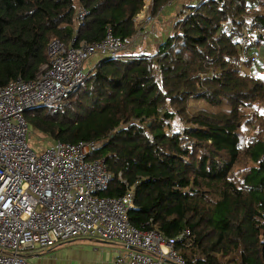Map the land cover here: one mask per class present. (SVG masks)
<instances>
[{
    "label": "trees",
    "instance_id": "obj_1",
    "mask_svg": "<svg viewBox=\"0 0 264 264\" xmlns=\"http://www.w3.org/2000/svg\"><path fill=\"white\" fill-rule=\"evenodd\" d=\"M146 1L155 18L174 0H0V87L35 78L51 40L93 44L110 31L129 42ZM179 16L154 53L99 60L56 109L27 111L26 122L52 141L101 143L91 158L112 177L101 195L136 184L130 224L167 239L188 230L174 244L185 264H264V59L237 56L243 26L264 25V0H199ZM191 99L229 110L188 113ZM173 114L187 128L165 133Z\"/></svg>",
    "mask_w": 264,
    "mask_h": 264
},
{
    "label": "built area",
    "instance_id": "obj_2",
    "mask_svg": "<svg viewBox=\"0 0 264 264\" xmlns=\"http://www.w3.org/2000/svg\"><path fill=\"white\" fill-rule=\"evenodd\" d=\"M148 3L132 19L140 28L129 41L132 47V41L146 35L155 19L146 12ZM85 15V10L77 11V26ZM75 42V36L68 46L51 40L48 63L35 78H17L0 87V264H29L26 255L44 253L74 239L130 248L115 259L116 264H185L174 244L187 239L188 230L167 239L155 230L130 224L128 212L133 209L136 184L120 197L101 195L112 179L104 159L91 158L101 143L53 141L40 154L30 145L27 111L56 109L84 82L89 72L84 64L93 55L113 59L129 49L110 31L98 43L75 46ZM237 52L251 62L264 59V25H244ZM118 179L126 186L120 174Z\"/></svg>",
    "mask_w": 264,
    "mask_h": 264
},
{
    "label": "crops",
    "instance_id": "obj_3",
    "mask_svg": "<svg viewBox=\"0 0 264 264\" xmlns=\"http://www.w3.org/2000/svg\"><path fill=\"white\" fill-rule=\"evenodd\" d=\"M199 0H174L171 5L165 6L160 16L154 19L148 26V33L140 41V46H136V41L132 42L136 48L134 52L154 53L160 44L166 41L174 32L173 18H177L185 7L193 6ZM177 19H175L177 21ZM167 22H169L168 25ZM143 43V45H142ZM132 46V45H131ZM99 56L93 55L87 61L92 66L86 71H90ZM86 65V64H85ZM87 66V65H86ZM131 249L116 242H103L89 239H74L65 244L48 249L44 253L36 255H26L29 264H116L115 259L127 254Z\"/></svg>",
    "mask_w": 264,
    "mask_h": 264
},
{
    "label": "rangeland",
    "instance_id": "obj_4",
    "mask_svg": "<svg viewBox=\"0 0 264 264\" xmlns=\"http://www.w3.org/2000/svg\"><path fill=\"white\" fill-rule=\"evenodd\" d=\"M146 12H147V10H146ZM147 14H148V12H147ZM155 19H157V17H155ZM175 19H177V18L176 17L173 18V20L171 21V24L173 22L175 24V22H176ZM180 19H182V16H178L177 20H180ZM168 24H169V22H167L166 25H168ZM174 24H173V26H174ZM139 29L140 28H137V31H139ZM143 36L144 35L141 36L139 41H136V43H135L136 46H140V41L143 39L142 38ZM126 43L129 44V49L126 50L124 52V54L129 53V52H134V51H132L133 47L131 46V43L130 42H126ZM142 45H143V43H142ZM136 46L134 48H136ZM136 53H139V52H136ZM237 56H238L240 61H246L247 60V56H244V55L240 56L239 52H238ZM85 64H84V68L87 67V70L92 67V66H90L91 64L89 62H87ZM258 76L264 77V71H258ZM198 110H204V111H207L209 113L227 112L229 110V105L226 103H222L221 105H218V106L210 105L207 102H205L204 100H199V99H191L187 102V112L188 113H193V112L198 111ZM167 111L168 112H166V111L165 112L171 114L170 109H168ZM186 128H187V126L181 124L177 120L175 114H173L172 116L168 117L167 125L164 126L163 132H165V133L182 132ZM29 142H30L31 147L34 149V151L37 154H40L46 149V147L48 145L52 144L53 141L51 139L45 137V136L40 135L39 133H34V132L30 131Z\"/></svg>",
    "mask_w": 264,
    "mask_h": 264
}]
</instances>
